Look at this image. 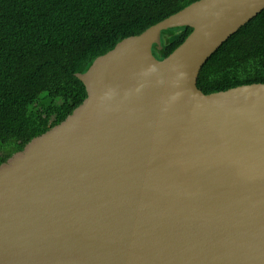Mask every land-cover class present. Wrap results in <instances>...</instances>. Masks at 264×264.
I'll use <instances>...</instances> for the list:
<instances>
[{
  "label": "water",
  "instance_id": "obj_1",
  "mask_svg": "<svg viewBox=\"0 0 264 264\" xmlns=\"http://www.w3.org/2000/svg\"><path fill=\"white\" fill-rule=\"evenodd\" d=\"M263 9L196 0L77 73L85 100L0 165V264H264V82L197 85Z\"/></svg>",
  "mask_w": 264,
  "mask_h": 264
},
{
  "label": "trees",
  "instance_id": "obj_2",
  "mask_svg": "<svg viewBox=\"0 0 264 264\" xmlns=\"http://www.w3.org/2000/svg\"><path fill=\"white\" fill-rule=\"evenodd\" d=\"M194 1L0 0V165L85 100L77 73ZM192 29L161 30L154 57L168 56ZM258 82H264V9L213 52L197 85L212 93Z\"/></svg>",
  "mask_w": 264,
  "mask_h": 264
}]
</instances>
